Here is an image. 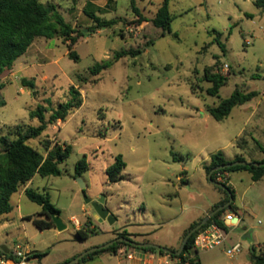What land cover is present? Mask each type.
<instances>
[{"label":"rangeland","instance_id":"374dc122","mask_svg":"<svg viewBox=\"0 0 264 264\" xmlns=\"http://www.w3.org/2000/svg\"><path fill=\"white\" fill-rule=\"evenodd\" d=\"M42 1L55 3L77 30L78 41L71 49L79 60L69 56L70 42L63 38L38 37L0 75L5 84L0 90V103L4 102L0 105V150L1 137L13 133L16 125H39L30 112L40 104L47 107L49 118L50 110L70 100L72 85L80 90L83 105L64 122L50 125L42 136L29 141L45 155L47 147L56 142L73 146L60 165V176L37 174L30 185L50 197L67 228L40 231L32 221L22 220V216L41 211L23 188L12 197L13 210L4 217L14 225L9 230L14 238L23 235L18 243L22 249L28 242L37 251L49 252L43 264H63V257L79 246L74 227L88 226L95 231L86 244H106L123 228L152 231L160 212L180 215L189 211L188 203L176 204L172 210L160 206L158 197L174 196L180 166L187 164L189 173L197 178L204 158L220 149L229 155L239 152L237 146L242 144L237 145L236 140L254 125L255 120L250 125L246 121L259 102L258 114H264V10L255 0H170L174 20L172 32L164 36L152 22L164 0H135L140 13L133 9L132 0ZM85 10L117 23L90 31L94 23ZM215 31L222 35L226 52L214 41ZM123 50L142 53L115 60V53ZM108 60L113 62L110 68L98 75L91 73L93 66ZM206 71L228 78L219 96L208 95L212 84L204 79ZM23 78H35L36 88L24 87ZM237 87L261 95L235 107L228 118L215 120L208 108L230 97ZM246 137L244 154L248 159H262ZM255 137L264 143L263 137ZM118 155L126 163L124 178L111 183L106 170ZM84 156L89 169L78 177L76 164ZM175 156L183 159L175 162ZM230 179L234 203L247 213L236 228H226L230 240L224 246L199 251L200 264H251L253 246L264 252V179L254 183L247 171L232 172ZM212 196L210 193L208 198ZM87 198L104 199V207L116 222L99 221ZM247 234L250 237L244 238ZM150 243L157 244L152 238ZM236 243L241 244V251L229 257L226 249ZM8 246L16 250V245L8 242Z\"/></svg>","mask_w":264,"mask_h":264},{"label":"trees","instance_id":"16d2710c","mask_svg":"<svg viewBox=\"0 0 264 264\" xmlns=\"http://www.w3.org/2000/svg\"><path fill=\"white\" fill-rule=\"evenodd\" d=\"M94 1V0H93ZM170 0H164L161 7L158 9L152 22L155 27L163 30V35L171 33V24L174 20V16L170 12L169 8ZM255 4L258 8L264 10V0H255ZM132 7L136 13H140L136 7L135 0H132ZM85 13L90 17L94 23V26L90 31H96L102 28H111L117 22L114 19H105L94 12L85 10ZM77 30L66 21L64 16L58 10V7L53 2H43L42 0H0V75L6 70L11 69L15 62L24 55L34 43L38 37L47 39H53L57 37L63 38L69 43V56L73 59L79 60L78 54L71 49L72 44H75L78 39L74 34ZM217 34L214 41H216L222 50L226 52V46L221 42V34ZM139 50H123L115 53L114 59L119 60L125 56L136 57L141 54ZM113 62L108 60L102 63H97L93 66L90 71L93 75H98L102 71L110 68ZM204 79L212 84L207 89V93L210 96H219L221 88L226 84L228 78L221 75L206 71ZM22 85L30 89L36 88L35 78L22 79ZM5 87V84L0 81V90ZM194 92H196L195 85L193 86ZM36 91V90H35ZM71 98L67 102L60 103L56 108L50 110L51 115L47 118L48 109L45 105L40 104L35 110L30 112L32 119L37 118L39 125H16L15 131L9 133L8 136L1 137L2 149L0 150V223L3 221L5 215L9 214L13 210L11 199L13 195L18 193L21 188L26 186L35 175L42 177L48 176H60L62 170L60 165L64 163L71 153L73 152V146L70 144H61L56 142L55 145L50 148L47 147L46 155L40 152L37 148L32 147L29 141L32 139L39 138L49 128L50 125L56 124L58 121L64 122L69 115L74 113L83 105V97L78 88L75 86L70 87ZM258 91L244 92L241 88L237 87L230 97L223 99L218 105L209 107L208 112L217 121H222L228 118L232 110L237 107L244 105L255 97L259 96ZM4 104L1 102L0 105ZM254 140L257 149L264 153V146L255 138ZM241 142L242 146L238 145ZM248 138L242 136L236 140L237 147L243 151L242 154L236 155L234 158H227L223 150H219L212 154L209 162L203 164V167L207 174H210L212 170L218 166L228 164L237 160H245L248 162L247 165H237L231 168L218 170L213 173L212 178L216 180L218 173H232L235 171H248L251 174L253 181H260L264 177V166H256V162H264V157L260 160L248 159L244 154V145H247ZM176 158V157H175ZM179 160V158H176ZM126 163L123 160L122 155H118L115 161L110 165L106 172L111 183H116L122 180V175ZM89 169L87 157L81 158L75 168L76 176L81 177ZM226 184L235 199V191L229 185L228 181ZM225 194V199L216 204L211 211L218 208L221 205L226 204L230 196L222 188H218ZM27 197L41 206V211L32 216H28L27 219L32 221L33 224L39 230H47L55 228L56 225L53 221L54 215H60L61 211L52 203L50 197L46 193L39 192L33 188H27L25 190ZM229 209H235L234 201L231 205L219 211L214 217L201 228H205L209 224L215 222L220 226L226 228L222 221V215ZM202 220H199L192 224L187 230L186 234L197 226ZM199 231V230H198ZM196 231L188 240V243L184 251L180 255L168 254L162 250L149 247L144 248L145 250L152 252H159L163 255H169L172 258L179 260L177 264H200L199 251L193 250ZM94 230H90L89 227L80 228L76 231V237L80 240H85L94 234ZM185 234V235H186ZM120 237L129 238L126 232L119 235ZM118 236V237H119ZM134 247L125 242H117L109 248L102 249L99 251L92 252L82 258L79 264L87 262L89 258L103 251H117L121 246ZM176 251V250H173ZM49 252L45 251L42 253H36L35 256L42 258ZM5 256L11 258L10 254L5 253L4 250L0 249V257ZM76 257V256H75ZM71 258L70 260L74 259ZM68 260V261H70ZM66 261V262H68ZM250 262L251 264H264V252L261 248L257 249L255 246L250 251Z\"/></svg>","mask_w":264,"mask_h":264},{"label":"crops","instance_id":"0c3cea01","mask_svg":"<svg viewBox=\"0 0 264 264\" xmlns=\"http://www.w3.org/2000/svg\"><path fill=\"white\" fill-rule=\"evenodd\" d=\"M260 95L261 93L259 94V96ZM259 96L255 98H258ZM263 97H264V94H263ZM259 107H260V102L256 104V106L252 109L246 121V123L250 125V123L253 120H255V123L254 125H252V128H251L252 130L251 129L248 130L247 128L243 130V135H246L250 138L251 145L253 144L255 145V142L254 140H252V138L257 139L255 137L256 135L264 138V114L263 115L258 114ZM258 141L260 142V140ZM260 143L264 146V143L262 142ZM238 150L239 152L234 153L233 155H229L226 152L225 154L227 158L232 159L236 155L243 153L241 149L238 148ZM257 151L264 157V153L262 151H260L259 149H257ZM210 157L204 158L202 160V163H201L202 170L199 172L197 178L194 177L195 173H191V174L189 173V168L187 164L180 166L181 173H180V176L178 177L179 183L177 185H174L175 194L173 197H171L169 193L168 194L166 193V195L164 196L158 195L160 199V206L168 207L171 210L173 209V206L176 204L188 203L189 211L187 213L183 214L182 212L181 213L182 216H180L181 214L180 215L172 214V213L168 214L166 211L160 212V214L157 217L158 224H155V229L152 231H147V232L128 231L126 228L116 230V231L122 232V233L126 232L129 235L128 236L129 239L134 240L135 242L147 243V242H150V238H152L155 241V243H157V245L159 244L160 246L171 249V250H178L181 247L183 239L186 236L185 234L187 230L190 228V226L194 224L195 222L205 218L211 212V210L216 204H218L223 199H225V194L219 189H217L216 188L217 186H215L209 181L208 174L206 173L203 167L204 163L209 162ZM176 158H174L175 162L183 159V158H179V160H177ZM263 179H261L260 181H256V182L254 181V183H260ZM32 180L29 183H27L26 186L23 187L22 192L25 193V190L27 188H31L30 185L33 182ZM230 181L231 179H230V174H229L228 183H230ZM210 193H212L213 196L212 198L209 199L208 195ZM234 207H235L234 210L233 209L227 210L226 213H224L221 218H224V216L228 213H234V214H237L240 217V221H242V216H244V214L247 213L246 210L241 209L240 207L235 205V203H234ZM88 216H90V214H88ZM20 217H21V214H20ZM27 217L22 216V220H28ZM1 219H3V221L0 223V238L2 236H5V237L4 239H2L4 242L3 243L0 242V249L3 250L2 248H7L9 250L7 254H10L12 258V253L14 251L8 246V242L13 245H18V243L20 242L19 238L21 239L23 235L22 236L20 235L18 239L14 238L13 235H11V233L9 232V230L12 229L14 225L10 224L8 222V218L6 217H3ZM51 229H57V228L55 227ZM79 229H80L79 226L74 227L75 236H76V231ZM40 231H44V230H40ZM111 236L112 237H110L109 240L118 238L119 235H116L115 233H113ZM74 240L79 241L78 243L79 246L75 248L72 252L68 253V255L63 257L62 262H66L70 260L71 258L78 256L79 254H81L82 252L90 248L102 246L105 244V243L86 244L85 243L86 239L80 240L77 237L74 238ZM229 240H230V237L228 241ZM24 246H25L24 250H28L32 253L34 264H43L44 257L46 255L40 259L36 257L35 254L42 253V252L31 248L28 242H25ZM130 253H133L132 258L127 257ZM168 257L169 255H163V254H160L159 252H152V251L145 250L144 248H137V247H130V246L123 245L117 251H103L98 254H95L94 256L89 258L87 262L82 263V264H174L175 263L174 261H176V258H172V260L167 263ZM11 258L1 256L0 264H16L15 261ZM56 264H61V263H56Z\"/></svg>","mask_w":264,"mask_h":264},{"label":"water","instance_id":"95a60500","mask_svg":"<svg viewBox=\"0 0 264 264\" xmlns=\"http://www.w3.org/2000/svg\"><path fill=\"white\" fill-rule=\"evenodd\" d=\"M247 164H248V162L245 161V160H237V161L225 164V165L218 166V167L214 168L210 174H208L209 181L212 184H214L215 186H217L218 188H222L223 190H225L229 194L230 199H229V201L226 204L221 205L218 208H216L213 211H211L205 218L202 219V221L197 226H195L193 229H191L186 234V236L184 237L182 245H181V247L178 250L173 251L171 249H168V248H165V247H162L160 245H157V244H154V243H150V242H147V243L135 242V241H133V240L127 238V237H122L121 236V237H118V238H115V239L111 240L110 242H108V243H106V244H104L102 246L90 248V249L82 252L78 256H76L74 259H72V260H70L68 262H65L63 264H79L80 260L82 258H84L86 255H88V254H90L92 252H95V251H99V250H102V249L109 248L110 246L114 245L117 242H125V243H128V244H130V245H132L134 247H137V248H149V247H152V248H155L157 250H162V251H164V252H166L168 254L180 255L184 251V249H185V247H186V245L188 243L189 238L196 231L200 230L209 221V219L214 217L219 211L228 208L231 205V203L234 201V197H233V195L231 193L230 188L226 184L214 180L212 178L213 173L218 171V170L231 168V167H234V166H237V165H247ZM254 164L256 166H264V162H256ZM82 186H85V185L82 183ZM86 202L92 205L93 214L96 217H98L99 221L106 220L110 224H114V222L116 221V218H114L110 214V211L107 208L104 207V199H99L98 201H92V200L87 198ZM53 221H54V223L56 225V228L59 231H62V230L67 228L66 223L64 222V220L62 219V217L60 215H54L53 216ZM234 221H236V219ZM247 237H250V234H247V235L244 236V238H247ZM2 249L6 253L9 252V250L7 248H2Z\"/></svg>","mask_w":264,"mask_h":264},{"label":"built area","instance_id":"2783aa9c","mask_svg":"<svg viewBox=\"0 0 264 264\" xmlns=\"http://www.w3.org/2000/svg\"><path fill=\"white\" fill-rule=\"evenodd\" d=\"M225 70H228L229 65H224ZM227 174V173H226ZM225 173H218L216 177V181L225 183L228 181V176ZM229 175V174H228ZM236 219V221H234ZM226 228H236L239 224L240 217L234 213H228L222 218ZM79 223L78 220L75 221ZM226 228L220 226L219 224L213 222L206 226L203 229L198 231L194 241V248L193 250H214L221 246H224L230 237L229 233L227 232ZM241 251V244L236 243L229 246L226 249V253L229 257H234ZM127 257L132 258L133 253H130ZM16 264H34V259L32 253L28 250H24L21 248L20 245H16V250L12 253V258ZM172 257H168V261H171Z\"/></svg>","mask_w":264,"mask_h":264}]
</instances>
